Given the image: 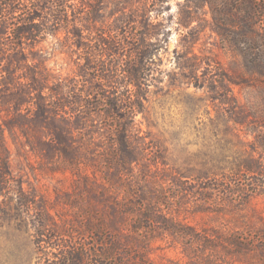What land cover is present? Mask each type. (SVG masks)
<instances>
[{"label": "trees", "instance_id": "trees-1", "mask_svg": "<svg viewBox=\"0 0 264 264\" xmlns=\"http://www.w3.org/2000/svg\"><path fill=\"white\" fill-rule=\"evenodd\" d=\"M108 2L0 0V194H10L17 183L8 137L15 143L21 139L42 172H68L79 185L77 192L56 197L74 210L73 229L37 202L35 227L38 244L44 243V264H151L149 247L164 235L186 240L187 250L201 247L237 255L244 251L242 242L225 241L214 231L201 235L176 208L182 195L227 191L229 178L203 174L193 178L198 188L186 187L190 176L168 169L162 154L151 152L152 141L137 123L148 91L158 81L152 74L159 65L157 52L172 34L169 0L118 1L110 14L113 20L105 25ZM186 2L198 9L208 6L216 32L228 44L242 45L247 75L264 76L259 50L264 0ZM183 12L181 27L197 19L207 22L187 8ZM62 31L65 36L58 38ZM50 38L72 61L71 73L49 67L42 43ZM191 66L195 71L189 77L198 79ZM247 167L260 174L259 165ZM21 195L17 201L24 200L29 209L35 200ZM212 198L209 194L202 200ZM78 232L93 239V248L72 241ZM205 264L224 261L210 255Z\"/></svg>", "mask_w": 264, "mask_h": 264}, {"label": "rangeland", "instance_id": "rangeland-1", "mask_svg": "<svg viewBox=\"0 0 264 264\" xmlns=\"http://www.w3.org/2000/svg\"><path fill=\"white\" fill-rule=\"evenodd\" d=\"M118 1L122 0H111L104 6L105 25L113 20L110 14ZM167 4L171 7L167 15L174 16L172 34L157 52L159 65L153 67L152 74L158 81L150 87L137 123L147 140L152 141L151 152L161 153L168 169L190 176L186 187L198 188L193 178L203 174L229 178L227 191L209 192L212 200H202L209 194L192 193L184 199L182 195L176 208L201 235L214 231L225 241L239 240L245 248L235 256L201 247L187 250L186 240L183 243L164 235L151 243L147 255L151 264H205L210 255L221 257L224 264H263L264 76L247 75L242 45L234 47L216 32L208 6L198 9L186 0H169ZM13 6L19 8L21 4ZM183 8L207 18V22L200 24L197 19L187 27L179 26ZM195 26L198 28L184 38ZM65 33L62 31L58 38ZM193 39L196 40L191 46ZM42 46L49 67L64 75L72 72L73 63L59 52L57 40L50 38ZM259 50L264 57V42ZM191 64L196 68V83L189 77L195 71ZM23 141L15 143L8 137L10 168L17 183L10 194H0V264L45 263L44 243L39 246L35 227L39 203L48 206L52 214L61 215L56 218L72 224V229L77 223L74 210L65 201L56 202L59 192L78 191L76 177L68 172H42L39 160ZM255 164L260 166V174L247 167ZM20 193L35 200L29 209L24 200L17 201ZM72 241L91 248L94 244L90 236L81 232L74 233Z\"/></svg>", "mask_w": 264, "mask_h": 264}]
</instances>
